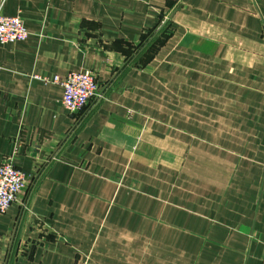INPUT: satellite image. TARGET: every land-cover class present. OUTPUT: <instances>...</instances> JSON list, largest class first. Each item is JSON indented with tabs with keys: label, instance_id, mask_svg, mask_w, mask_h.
<instances>
[{
	"label": "crops",
	"instance_id": "1",
	"mask_svg": "<svg viewBox=\"0 0 264 264\" xmlns=\"http://www.w3.org/2000/svg\"><path fill=\"white\" fill-rule=\"evenodd\" d=\"M0 264H264V0H0ZM95 75L72 114L42 76Z\"/></svg>",
	"mask_w": 264,
	"mask_h": 264
},
{
	"label": "built area",
	"instance_id": "2",
	"mask_svg": "<svg viewBox=\"0 0 264 264\" xmlns=\"http://www.w3.org/2000/svg\"><path fill=\"white\" fill-rule=\"evenodd\" d=\"M29 35L19 14L6 15L0 11V43L24 41ZM44 82L62 86L61 103L72 114L82 112L94 97L99 86L94 73L89 70L71 71L65 77H40ZM27 175L18 169L10 158L0 162V214L8 210L26 186Z\"/></svg>",
	"mask_w": 264,
	"mask_h": 264
}]
</instances>
